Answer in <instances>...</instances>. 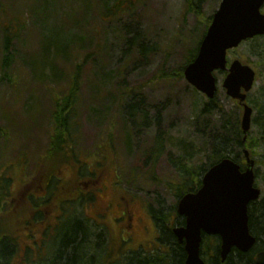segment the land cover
<instances>
[{"label":"rangeland","instance_id":"1","mask_svg":"<svg viewBox=\"0 0 264 264\" xmlns=\"http://www.w3.org/2000/svg\"><path fill=\"white\" fill-rule=\"evenodd\" d=\"M42 1L0 0V46L3 41L2 28L6 24L3 11H15L23 24L17 39L9 43V54L13 48H18L17 55L12 53L13 62L9 69L11 78L0 79V127L5 130V135H0V169L4 165L9 166L7 171L14 172L16 178L24 179L20 196L14 204L20 203L0 212L1 228L12 230L19 245L9 264L49 262L64 232L59 224L61 209L62 214L68 211L71 217L86 218L89 225L106 230L114 257L133 250L154 254L158 246L157 232L148 206L157 209L159 200L170 206L175 199L162 182L153 178H176L167 153L178 155L181 152L180 145H177L179 140H190L194 150L196 144H202L193 124V112L197 103L207 101V98L186 82L179 67L188 49L195 45L208 25L186 8V0H137L129 14L121 17L120 26H123L120 29L117 25H111V30L106 33V39L111 43L116 35L124 36L126 31L140 32L145 44L151 49L142 57L137 49L134 50V46L126 50L127 44L123 38L121 45L106 44L109 48L99 53L104 56L102 63L106 72L93 73L91 70L98 67L99 62L87 63L76 113L79 128L74 131L79 150L76 159L79 155V162L86 165L82 170L83 175H77L76 165L74 168L69 162L78 161L62 163L64 159L57 158L52 162L48 155L45 156L53 127L50 97L52 93L62 92L65 82L61 75L53 82L50 69L44 67V22L37 17L34 19L30 10L41 6ZM96 2L53 0L50 5L46 1V6L51 10L50 22L61 28L71 20H81V28L89 27L93 31L97 26L103 31L105 24L98 18ZM219 3L220 0H203L200 15L205 18L212 16ZM5 20L13 22V15L7 14ZM75 33L83 34L82 30H75ZM130 36L132 34L127 35ZM93 46V42L85 39L83 54ZM261 48H264V36L245 41L228 53L229 60L239 59L255 69L256 82L248 93L253 99L258 98V90L264 88V58L261 60L251 52ZM63 63L67 66L70 60ZM126 63L127 68L123 71L122 67ZM215 75V104L226 112L239 110L237 103L226 95L221 86L222 74L216 72ZM117 88L132 91L130 96H133V102L140 97L143 99V108L148 112L150 122L141 128L139 134L129 129L127 137L121 129L122 118L114 116L126 112L114 111L115 106L110 101ZM211 111H217L216 107L211 108ZM159 134L164 137L166 153L156 160L154 153ZM202 158L195 156L193 165L201 163ZM192 168L195 170L194 166ZM36 170L43 179L48 176L51 180L52 187L49 185V190L52 198L55 194L54 200L63 198L61 202L58 200L60 209H56L53 199L46 204L37 202L39 196L35 199L37 204L33 214V201L30 203L27 198L31 191L28 184ZM91 175L97 177L96 181ZM39 184L41 181L37 179L34 191L40 189ZM259 184V188L264 186L261 180ZM103 185L107 187V201L98 191ZM46 194L49 196L48 191ZM70 194L73 196H68ZM107 202L111 203L108 209ZM115 204H120V210ZM126 209L134 213L136 230L129 231L133 233L132 237L127 230L122 231L124 242L118 247L122 241L119 226L124 220L118 213L123 211L126 222ZM32 214L34 219L31 218Z\"/></svg>","mask_w":264,"mask_h":264},{"label":"trees","instance_id":"2","mask_svg":"<svg viewBox=\"0 0 264 264\" xmlns=\"http://www.w3.org/2000/svg\"><path fill=\"white\" fill-rule=\"evenodd\" d=\"M46 1L49 5L53 2V0H43L41 6L34 9L30 8L31 16L34 19L37 17L38 20L41 19L44 22L42 27L45 37L42 43V52L45 54L44 67L50 69L53 82H56L55 80H58L59 75H61L65 86L62 92L52 93L50 97L53 127L49 148L45 152V156L48 155L53 160L52 162L57 158L64 159L65 161L62 160V163L70 160L78 161L77 163H69L74 168L76 165L77 175H83L82 170L86 164L79 162V155L78 159H76L77 151L79 150L74 139V131L79 128V118L76 113L79 108L80 87L86 71V65L88 62H99V66L91 71L99 74L106 72L102 63L104 56L99 55V53L103 49L109 48L106 44L109 45L111 43V41L106 39L107 30H111V25H117L120 29L123 26H120L121 17L129 14L130 9L137 0H97V15L100 22L105 24L103 31L97 29V26H95L93 31L89 27L81 28V20H71L69 24L66 23L61 28L59 25L50 22L52 20L50 18L51 10L49 6H46ZM202 1L186 0V8L193 11L208 25L212 16L205 18L200 15V4ZM54 5L52 8H54ZM3 12L5 13L3 19L6 24L2 28L3 41L0 46L2 55L0 59V79L7 78L9 80L11 78L9 69L11 70L13 54H18L17 47L13 48V51L9 54V43L11 40L17 39L23 24L20 21V15L15 11L7 12L6 10ZM7 14L13 15V22L5 20ZM206 28L195 45L188 49V54L184 57L182 66L179 67L181 73L184 66L194 59L200 39L204 35ZM75 30H82L83 34H76ZM121 31L124 33V28ZM133 33L126 31L124 33L125 37L123 34L116 35L110 45H121L125 39L126 50L134 46V50L137 49L140 56L143 57L151 48L145 44L144 37H142L140 32ZM130 34L132 36L127 37ZM49 38L51 40L48 43ZM85 39L93 42L94 46L83 54ZM255 39L257 37L253 40ZM251 54L262 60L264 58V48L259 51L253 49ZM97 57H99V60ZM67 60H70V64L66 66L63 62ZM126 68L127 63L122 67L123 71ZM131 94L132 91L130 90L125 88L119 90L117 88L110 99L111 103L113 102L112 105L115 106L114 111H126L123 115L118 114L116 116L114 114V116L118 119L122 118L120 119L121 129L127 137L130 134L129 129L139 134L141 128H145L150 122L149 114L143 108V99L140 97L133 102ZM248 101L254 109V114L251 129L244 142L243 132L240 128V111L226 112V110L217 106L214 101L204 100L197 103L195 112H193V124L202 143L201 146L196 144L194 150L193 142L183 139L179 140L177 144L181 147V152L178 155L167 153L169 161L176 172V178L155 179L154 177L153 179L165 185V188L173 195L174 203L166 206L159 200L157 209L148 206L152 220L164 230L159 241L167 243V245L164 244L165 249L162 245H158L157 248L155 247L154 254L132 251L126 252V254L123 252L120 256L114 257V250L110 246L107 231L98 230L89 225L86 218L71 217L72 214L68 211L62 214L61 209V214H58L60 216L59 224L64 232L60 237L61 240L55 249L56 251L54 250L55 252L47 264H183L185 259L183 245L177 243L170 228L175 224H183V218L178 217L176 214V204L183 194L193 192L199 188L200 178L203 173L223 158H231L239 164L241 169L244 168L245 156L243 149L245 148L250 158L255 162V184L260 185L259 180L264 182V88L258 90V98L253 99L249 96ZM215 107L217 111L212 112L211 108L214 109ZM156 121H159V116L156 117ZM115 123L118 122L115 121ZM160 134L156 139V150L154 153L156 160L160 155L166 153L164 137ZM0 135H5V130L2 127H0ZM127 143L130 145L129 140H127ZM198 155L203 157L202 162L193 165V159ZM193 166L195 170L192 168ZM94 179L95 177H93ZM261 191L262 194L259 200L251 202L248 206L249 231L256 237L254 247L248 252L232 249L226 259L221 261L219 238L217 236H203L201 246L203 264H256L255 256L257 252L264 250V186ZM55 195H53V200ZM68 196H73V194ZM58 200H54L56 209L61 208L58 203L63 201V198ZM12 233V230L3 229L0 226V264H9L19 246L16 236L14 237ZM121 245L122 241L118 247ZM27 250H29V247L26 248Z\"/></svg>","mask_w":264,"mask_h":264},{"label":"water","instance_id":"3","mask_svg":"<svg viewBox=\"0 0 264 264\" xmlns=\"http://www.w3.org/2000/svg\"><path fill=\"white\" fill-rule=\"evenodd\" d=\"M263 3L264 0H220L195 58L183 69L187 83L209 100L217 91L214 72H226L222 87L243 107L240 122L243 141L251 126L252 108L245 99L255 82V72L238 59L227 65V51L247 39L264 35ZM244 156V170L231 158H223L203 174L195 192L185 193L178 200L176 211L185 223L172 231L183 244L184 264H203L200 255L203 235L219 236L222 261L233 248L248 252L255 245L256 237L248 228L247 208L259 198L260 190L253 186L254 161L246 149ZM255 263L264 264V251L258 252Z\"/></svg>","mask_w":264,"mask_h":264},{"label":"flooded vegetation","instance_id":"4","mask_svg":"<svg viewBox=\"0 0 264 264\" xmlns=\"http://www.w3.org/2000/svg\"><path fill=\"white\" fill-rule=\"evenodd\" d=\"M261 11L264 14V3H263V6L261 7ZM39 167H37V170L39 169ZM8 168H9V166H5L4 165L0 169L1 170V172H0V212H2V213L4 212V210L8 209L10 206L13 205L11 207V208H13V207H16L20 203L19 202L17 204H14L15 201L17 200V197L20 196V191H21V188H23V181H24V179H22V178H16L14 172L7 171ZM37 170H36V174H33L34 176L31 177V182H29V184H28V189L31 187V191H30V193L28 195L27 200L30 201V203H31V200L33 201L32 202V207H31V209L33 210V214H34V209H35V206H36L37 202L40 201L39 203L44 202V204H46V203L50 202V199H52V194H50V190H49V188H50L49 185H51V181L49 180V177L46 176L47 179H46V177L43 179L41 174L38 173ZM8 172H10V173H8ZM37 179H39L41 181V184H39L40 185V189L38 191H34V183H35V181H37ZM96 179H97V177H96ZM40 191H42V192H40ZM47 191L49 192V196H47V194H46ZM98 191L101 192V197L106 199L105 201H107L108 195H107V187H106V185H103L102 187H100V189L98 188ZM37 192H38V195L36 194ZM39 196H40V200H37V202H36L35 199L39 198ZM106 206H107V209H108L109 207H111V203L107 202ZM115 207L117 208V210H120V208H121L120 204H117V205L115 204ZM124 210L125 209L123 208V211ZM126 210H127L126 213H128V217H127V221L126 222H125L126 215L123 213V211L121 210V212L118 213V214H120L121 218L124 217L123 222L119 226V229L121 230L120 231L121 236L123 235L122 231L127 230L128 234H129L130 230H132V229L136 230V226H135V224L133 222L134 221L133 220L134 213H132L130 209H126ZM33 214L31 215V218L34 219ZM0 215H2V214H0ZM33 223H34V220H33ZM47 224H48V222H47ZM183 224H184V220H183ZM183 224H180V225H183ZM154 225H155L156 232H157V233H155L156 236H157V245L160 244L165 249V245L164 244L167 245V243H162L161 241H159L160 237H162V234H163L164 230H163L162 227L160 228L159 224L157 225V223H155V222H154ZM46 227H45V230H46ZM173 227L174 226H172L170 228V230H171L173 236L175 237V235H174V233L172 231ZM132 234L130 233L129 236L132 237ZM121 238H122V241H123L124 237L122 236ZM175 239H176V237H175ZM176 241H177V239H176ZM177 243H178V241H177ZM183 249H184V247H183ZM169 250L171 251L170 247H169ZM184 252H185V250H184Z\"/></svg>","mask_w":264,"mask_h":264}]
</instances>
